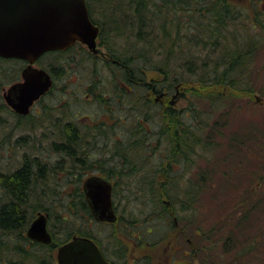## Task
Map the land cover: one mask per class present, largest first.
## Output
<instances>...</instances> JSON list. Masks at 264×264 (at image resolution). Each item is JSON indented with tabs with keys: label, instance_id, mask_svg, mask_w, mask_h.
Here are the masks:
<instances>
[{
	"label": "trees",
	"instance_id": "obj_1",
	"mask_svg": "<svg viewBox=\"0 0 264 264\" xmlns=\"http://www.w3.org/2000/svg\"><path fill=\"white\" fill-rule=\"evenodd\" d=\"M89 1L90 16L100 28L98 41L111 58L106 64L111 70L109 82L112 89H120L125 82L126 91L121 89L117 95L121 96L120 100L127 99L128 103V113L124 115L126 120L121 121L126 126L127 135L111 137L106 148L96 140L101 150H105L96 151L104 153L102 160L100 155L95 161L102 162L99 171L114 181L113 195L116 198L122 194L119 199L127 195L128 201L138 199L150 204L155 211L166 216V220L178 215L181 217L178 216L177 221L189 220L188 227L193 228L195 233L191 243L199 264H264V226L254 238L237 247L233 235L236 228L235 224L232 225L235 220L233 212L225 214L223 225L218 223L214 227L195 224L190 217L194 216L195 205L207 189V185L203 184L205 173H200L202 181L198 184L188 180L190 185L187 189L180 188L181 180L178 179L186 177L185 172L196 165L198 154L212 151L209 141L214 128L208 122L214 114L231 100H251L257 98L256 94L264 97V8H260L264 0H245L251 6L249 11L243 8V3L242 7L233 0ZM99 1L102 4H95ZM94 13L101 16V23L94 18ZM240 23H245L242 29L238 28ZM58 54L57 51L49 52L43 58ZM17 64L16 60L0 58V71L5 73L7 66L12 74ZM55 70L52 65L54 74ZM148 72L158 74L160 79L150 81ZM181 89L188 93L190 105L180 110L162 106L151 97L164 92L175 94ZM224 112L226 114L227 108ZM68 139L71 140L66 144H77L75 136ZM52 147V152L60 155V142L54 141ZM63 153L64 157L72 160V163H67L70 165L67 176L62 179L69 185L66 188L69 193L72 184L69 180L89 168L84 167V153ZM38 160L37 157L26 159L19 170L5 178H8L9 189L16 201L22 199L27 191L34 195L38 187H43L41 191L45 193V186L50 180H54L55 176L61 179L60 175L64 172L61 170V159L55 163L42 160L40 163ZM106 161L109 164L105 165ZM174 169H181L183 173H176L177 177ZM56 184L60 191V183ZM80 193L81 198L75 201H67L65 205L62 201L61 209L31 204L28 219L33 220L35 213L47 210L51 216L57 217L59 223L66 225L71 217L78 216L76 209L80 206L91 218L81 189ZM250 194L244 204L252 207L255 205H251ZM19 203L12 202L3 207L0 215V264H19V258L22 260L20 264H45L41 259L43 248L32 247L29 263L23 258L24 246L15 245L18 240H23L19 238L29 224L24 222L25 214L20 211ZM26 203L29 204L28 201ZM73 207L75 210H72ZM123 207L125 212L127 207ZM248 209L246 207L244 212ZM63 213L68 215L63 216ZM127 220L128 227L133 228L134 221ZM65 229L56 237L57 243L75 235L91 237L82 230L71 231L67 226ZM119 229L117 227V234L121 231ZM220 229L224 233L218 238ZM123 232L130 235L127 228ZM115 242H119L118 237Z\"/></svg>",
	"mask_w": 264,
	"mask_h": 264
},
{
	"label": "rangeland",
	"instance_id": "obj_2",
	"mask_svg": "<svg viewBox=\"0 0 264 264\" xmlns=\"http://www.w3.org/2000/svg\"><path fill=\"white\" fill-rule=\"evenodd\" d=\"M233 1L240 6L243 3L244 7H242L247 11L251 8V6H248V1ZM260 8H264V1L260 4ZM94 18L100 23L102 22L101 16L99 17L96 13H94ZM244 25L245 23H240L238 28L242 29ZM104 40H107V38H104ZM98 42L99 46L106 52V48H103L100 40ZM73 51V53L64 56L42 58L39 62L43 68L51 71L52 65L57 68L60 61L65 60L66 65H72L74 77L72 78L71 72L69 74L64 73L62 77H57L56 87L53 92L34 108L32 115L28 119H15L3 98L4 90L8 88L10 81L13 79L12 77L18 76L20 73V63L15 66L12 74L7 66L5 73L0 71V172H13L22 165L23 161L30 157H37L42 161L51 163L61 159V170L64 171L60 175L61 179L59 176H55L54 180H50L45 186V193L41 191L43 187L40 188L38 186V191L34 195L31 193L32 202L30 201V204L35 206L57 209L56 206L59 208L62 201L63 205L67 204V201H75L76 198L72 194L80 192V189L82 190L81 183L71 184L69 189L71 191L69 195L71 194V196H67L66 188L69 185H66L62 179L67 175L66 171H68L70 166L67 163L72 162V160L69 157L63 158L59 154L52 152V143L60 141L58 136L53 134L52 131L54 128L52 124L57 114V108H60V103H64V106L66 102L72 103L71 110L69 108L63 110V112L67 111L69 114L74 111L78 112L80 117L84 119H81V129L86 127L84 125L86 123L91 128H94L97 122L103 121L108 126L107 129L112 128L108 131L111 137L117 138L118 136H115L117 134L120 137L128 133L124 123L117 124L113 120L119 117L126 120L124 115L128 113L127 99L124 98L120 102L107 100L100 103L95 99L88 101L87 97L82 94V92H85L84 88L87 91L89 83L92 84L93 81L99 83L104 91H110V96L114 90L119 92L120 89H112L111 82H109L111 80V70L106 66L107 61L103 62L101 58H91L82 45H78ZM148 79L151 81L160 79V77L158 74L148 72ZM74 80L75 83L73 84ZM66 82L69 88L66 87ZM71 87L76 92L77 101L71 98L70 92H66ZM187 96L188 93L185 89H181L178 92L175 109L180 110L190 105ZM255 96L264 99L261 94H256ZM151 97L153 99L158 98L156 95L154 97L151 95ZM205 108L209 110L208 106H205ZM224 108H227L226 114ZM214 123H217L215 127ZM208 124L215 130L210 133L212 136L210 141L206 137L212 151L210 150L205 155L204 153L198 154L196 165L193 168H189L188 172L184 171L186 177L176 175V173H183L181 169H174L173 173L181 180V189H187L190 185L188 180H192L196 184L200 183L202 181L200 180V173L202 171L205 173L206 178L203 184L204 186L205 184L207 185V189L195 205L194 216L190 217L195 221V224H201L203 227H207V224H209V227H214L218 223L223 225L226 220L225 214L233 212L235 220L232 225L235 224L236 226L233 235L236 239V246L240 247L244 244L243 242L246 243L254 238L260 232V227L264 226V102H257L256 98L251 100L247 98L231 100L227 106L222 107L219 112L214 114L213 119ZM104 139V137L100 139L101 144H103ZM87 143V139L84 138V141L80 144L84 145ZM96 144L94 142V145L90 146L92 147L91 149H88V145H86L85 149L80 148L77 152L84 153L82 158L85 166L84 164L83 166L87 169L89 168V170H84L86 176L92 175V173H95L93 171H98L102 166V162L98 163V160L95 161V159L101 155L102 160L104 152L97 153L99 149L96 147L95 151H93V146H96ZM40 160L38 161L40 162ZM56 165L58 166V164ZM56 182L60 183V191ZM56 185L57 190L55 191L54 187ZM250 193H252L251 205H255L252 207L248 203L244 204L245 199L250 198ZM120 196H116V198L114 196V198L122 206L121 215L126 216L130 221H134L132 229L136 236L135 239L125 238V241L132 243V241L138 239L137 237H140L142 241L138 245L135 243L131 245L130 243L132 250L130 255L153 256L156 258L157 264H171L174 259L180 264L200 263L198 255L195 253V248L191 243L195 233H193V228L188 227L189 220L185 222L177 221L176 223L173 216L166 220V216L160 214L157 210L155 211L152 205L144 204L138 199L128 201L127 195L119 199ZM75 205L79 206V203ZM123 206L127 207L125 212ZM246 207H249L248 212H244ZM79 208L78 216L71 217L70 221H66V225L59 223V220L54 215L51 216L50 227L57 232V237L60 236V231L66 230L65 227L67 226L71 231L82 230L88 232L104 246L109 245V243H116L117 226L98 223L91 225L88 222L90 218L85 215L81 206ZM177 208L179 209V206ZM72 210H75V208L73 207ZM248 214L247 220L241 223V220L246 219ZM67 215V213H63V216ZM36 216L37 213H35L34 218ZM178 216L181 217V215ZM60 219L62 220L61 216ZM229 232L231 231L229 230ZM223 233V229H220V233L217 235L218 238L222 237ZM61 234L63 236L64 233L61 232ZM149 243H152V245H149ZM192 257L195 260L191 259Z\"/></svg>",
	"mask_w": 264,
	"mask_h": 264
},
{
	"label": "water",
	"instance_id": "obj_3",
	"mask_svg": "<svg viewBox=\"0 0 264 264\" xmlns=\"http://www.w3.org/2000/svg\"><path fill=\"white\" fill-rule=\"evenodd\" d=\"M100 28L90 18L85 0H0V57L28 63L23 81L5 93L7 104L17 113L28 114L31 106L53 85L51 75L34 64L44 54L66 50L77 42L100 52ZM178 93L173 96L175 104ZM112 184L92 176L84 183L87 202L99 221L115 222ZM47 215L39 214L28 229L36 241L51 243ZM59 264H107L98 245L88 237H73L59 248Z\"/></svg>",
	"mask_w": 264,
	"mask_h": 264
},
{
	"label": "flooded vegetation",
	"instance_id": "obj_4",
	"mask_svg": "<svg viewBox=\"0 0 264 264\" xmlns=\"http://www.w3.org/2000/svg\"><path fill=\"white\" fill-rule=\"evenodd\" d=\"M85 1L87 3L88 9H89L91 3L89 0H85ZM95 4H102V1L96 2ZM99 35H100V33H99ZM78 45H82L85 48V50L88 52V55L91 58H94V59L95 58L96 59L101 58L103 62L111 61V58L108 55V53L103 51V49L99 46V42L97 43V47L100 50V52H98V53H94L93 51L89 50L88 47L85 46L84 44L77 42L75 45H73L72 47H70L66 50L57 51L59 53L58 55L64 56L66 54L73 53L74 52L73 50ZM43 57H44V55L41 58H39V60L34 64V67L46 70L51 75V77L53 79V85L45 95L41 96L38 100H36L34 102V104L30 108V112L26 115L17 113L14 109H12L7 104V102L5 100L6 91L12 85L23 81V71L28 65V63L26 61L19 60V59H13V60H16L20 63V73L18 74V76L15 79H13L14 81L13 80L10 81L11 83H9L8 88L6 90H4L3 98H4L5 103L9 107L11 114L14 116L15 119H19V120L28 119L32 115L34 108L39 103H41L45 99V97H47L49 94H51L53 92L54 88L56 87V78L57 77H62V75L64 73L69 74L70 72L72 73V78L74 77L73 76L74 72L72 71V68H73L72 65H70V64L66 65L65 60L60 61V64L56 68V70H58V71L55 70V74H54L53 71H48L47 69L43 68L39 64V62L42 60ZM74 83H75V80L73 81V84ZM124 84H125V82H122V86L120 88V91H121V89L126 91V87L124 86ZM66 87L69 88V85L67 82H66ZM84 90H85V92H82V94L84 95V97H87L88 101L91 99H95V100L99 101L100 103H103V101H107V100L108 101L116 100L117 102H120L121 96L117 95L119 93L117 90H114L112 95L110 96V91H104L102 89V87H100V84L97 82L93 81L92 84L89 83L88 90L86 91V88H84ZM66 92H70L71 98L73 100L77 101L76 97H75L76 92L74 91V89L72 87L70 88L69 91H66ZM108 94H109V96H108ZM173 95L174 94H172V93L171 94H169V93L166 94L165 92L161 93L158 96L156 95L158 98L155 99V102L161 103V105L165 106V107L174 108L177 100H176L175 104H171V100L173 99ZM106 96H108V97H106ZM256 99L258 101L264 100L263 98L261 99L258 97ZM71 104L72 103H70V102H66V104L64 106V103H60V108H57V114L54 117V121L52 124L54 126V128L52 129L53 134L57 135L59 140H60L59 142L61 145V147H60L61 149H60L59 153H60L61 157H64L63 151H65V152H68V151L78 152L80 148L85 149L86 145H88V149H91L92 147H90V146L94 145V142H96V140H98V143H100V139L102 137L105 138L103 140V148L108 147L109 143L111 141V139H110L111 135L109 134L108 131L112 128L107 129L108 126L105 124V122L102 121V122H97V125L94 128H91L86 123V124H84L86 127L84 129H81V119L82 120H84V119L80 117L78 112L74 111L72 114L67 113V111L63 112V110L69 109L71 107ZM67 106H68V108H67ZM70 110H71V108H70ZM113 120H114V123H117V124H120L121 121L125 122V120L122 118L119 120H117V119H113ZM113 130H115V129H113ZM74 136H75L74 142H77V144L76 145L66 144V141L71 140V139H68V137H74ZM115 136H119V134H117ZM84 138L87 139L88 143L84 144V145H80V143L82 141H84ZM98 145L99 144H97V146H93V151H95V147H98V149L100 151L105 150V149L101 150V148H100L101 145L100 146H98ZM64 158H67V156H65ZM104 164L107 165V164H109V162L106 161V162H104ZM20 168H21V166L19 168L15 169L13 172H8V173L0 172V215H1V212L3 210V207L11 204L12 202L16 203L19 201L20 203L18 204V206L20 208V211H22L25 214V221L24 222L25 223L27 222V224L29 222L25 232L23 233V236H21L19 238V239L23 238V240H18L17 242H15V245H19V247L24 246L25 253L23 255V258L30 263V260H28V259H30L32 247L33 246H39V247L44 249V251H43L44 256L41 253V257H42L41 259L42 260L44 259L43 262L45 264H59V258H58L59 248L62 245H64L65 243L69 242L74 236H72L69 240H66L62 243H57V241H56L57 232H55V230H53L50 227L51 214L49 212H47V210L38 211L37 216L41 213L47 215L48 231L52 237L51 243L48 244V243H43L41 241H36V240L31 239L28 236V229H29L31 223L33 222V220L28 219V215L30 214V207H31V204H30L31 194L29 192H25L24 195L22 196L23 198L16 201L14 199V197H15L14 194L11 193V191L9 189L10 185L7 183L8 178L5 179L7 176H9L10 174L12 175L15 171L19 170ZM93 172H95V173H92V175H87V176L83 172L82 175H76L69 180L70 182H72V184L76 185V184L81 183V185H82V191H83L84 199L86 201V204H87L88 210H89L88 215L91 216V218L89 219L88 222L91 225L93 223H98L101 225L117 226L118 228L120 227L119 230H121V231H120V235L117 234L119 242H116L114 244L109 243V245H107V246H104L96 237L92 236L91 234H90L91 237H88V238L92 239L98 245L99 249L101 250V252L104 255V259H105L107 264H157L155 261L156 258L153 256L149 257V256H135L134 254L130 255V253L132 251L131 247H130L131 242H126L125 238L135 239L136 236L134 235L132 228L128 227L129 225H128L127 218L124 217L123 215H121L120 211L122 209V206H121V204H118V202L114 198L113 192H112V199H113V207H114V210L117 214L116 221L115 222H107V221H98L96 219V217L93 214L89 204L87 203L86 194L84 192V183L89 177H92V176L101 177V178L109 181L112 184V186L114 184V181H112L111 179H108L102 171L98 170V171H93ZM65 176H67V175H65ZM81 194L82 193L77 192L76 194L75 193L72 194V196L75 197L76 199H78V198H81ZM67 196L70 197L71 194L69 195V193H67ZM59 200H63V199H59ZM26 201H28L29 204H27ZM21 202H23L22 206H21ZM76 208H77V206H76ZM76 211H77V214H79L80 209L77 208ZM175 221L177 223V217H175ZM117 227H116V229H117ZM126 228L129 230L130 235H127L126 232L122 233V231H124V230L126 231ZM75 236H81V235H75ZM85 237H87V236H85ZM137 238L139 240L136 239V241H132L131 245L133 243L138 245L142 242L140 240V237H137ZM150 244L152 245V243H149V245ZM191 259L195 260V258H193V257ZM21 261L22 260L19 258L17 263L20 264ZM171 264H180V263H177V260L174 259L173 262L171 261ZM184 264H186V263H184Z\"/></svg>",
	"mask_w": 264,
	"mask_h": 264
},
{
	"label": "bare ground",
	"instance_id": "obj_5",
	"mask_svg": "<svg viewBox=\"0 0 264 264\" xmlns=\"http://www.w3.org/2000/svg\"><path fill=\"white\" fill-rule=\"evenodd\" d=\"M27 192H29V191H27Z\"/></svg>",
	"mask_w": 264,
	"mask_h": 264
}]
</instances>
